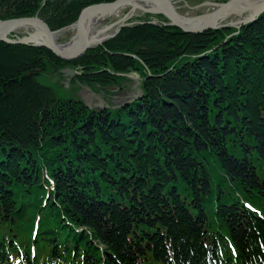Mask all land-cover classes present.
I'll list each match as a JSON object with an SVG mask.
<instances>
[{
	"label": "trees",
	"instance_id": "1",
	"mask_svg": "<svg viewBox=\"0 0 264 264\" xmlns=\"http://www.w3.org/2000/svg\"><path fill=\"white\" fill-rule=\"evenodd\" d=\"M236 31L123 28L72 63L145 99L97 115L39 81L53 52L0 42V264H264V13Z\"/></svg>",
	"mask_w": 264,
	"mask_h": 264
},
{
	"label": "water",
	"instance_id": "2",
	"mask_svg": "<svg viewBox=\"0 0 264 264\" xmlns=\"http://www.w3.org/2000/svg\"><path fill=\"white\" fill-rule=\"evenodd\" d=\"M136 1L138 0H115L113 2L91 4V5L84 7L76 23L77 34L71 39V43H70V45H73V40L77 38L78 46L77 44L74 45V47L70 49L71 52H68V51L65 52L61 50V48L56 43L53 37V31L50 29L48 24L43 19L37 16L0 20V41L7 42V43H20V44L32 43L35 46L47 47L52 52H54L57 56L65 60H72V59H77L83 56L97 41L96 40L94 42V39L92 37H89L88 30L86 28L87 17L90 14L95 13V12H98V13L111 12L127 4L133 5L134 8L139 6L142 10L146 12L164 14L167 18H169L172 25L177 26L183 31L191 33V34H202L212 29H217L219 27L227 26L229 23L223 24V21L232 14H239L240 7L244 4H246L244 7V10L252 9L251 11L252 13L249 17L232 23V25L236 26L237 28H241L245 24L256 20V18L264 12V0L262 3L256 4V5L249 4L248 3L249 0H226L221 3H215L216 5L215 10L207 14L194 16L193 18L209 17V20L206 24L197 26L194 24H188L186 21H180L177 18V16L175 15L176 10L173 4L174 0H141V1H151L158 7V9L150 8V6L146 7L145 5H142V4L137 5L135 3ZM238 6H239V9L233 10L234 12L230 14V10ZM187 19H190V18H187ZM28 24L33 25L36 29H38L37 30L38 32L36 31L37 33H44L46 35V39H43V41H39L38 38L34 37L36 35V32L33 34H30V36H25L20 39H12L10 37L11 32L14 31L16 28L24 26V25H28ZM103 40H105L104 37L98 41L101 42ZM62 72L65 75H74L75 73L73 69H69V68L62 69ZM130 77L136 81L134 88L138 90L137 91L138 93H132L131 99L127 103L134 102L135 100L139 99L142 94V90L140 88L138 89V86L141 84L140 76L132 75ZM87 105L89 108H93L90 102H88ZM95 106L98 108L110 109L109 104L104 105L102 101L100 104H95Z\"/></svg>",
	"mask_w": 264,
	"mask_h": 264
},
{
	"label": "rangeland",
	"instance_id": "3",
	"mask_svg": "<svg viewBox=\"0 0 264 264\" xmlns=\"http://www.w3.org/2000/svg\"><path fill=\"white\" fill-rule=\"evenodd\" d=\"M174 1L176 2L177 10L182 15L192 17L195 15L197 16L198 13L213 11L216 8V5H214V4L216 2H220L221 0H174ZM68 3H69V0L66 1V4H68ZM141 4L146 5L144 2H141ZM8 9H11V11H10L11 14H9V17H10V16H12L11 6L5 0H0V11H3V13H5L8 11ZM143 12L145 13V11H141V10H139V8L133 9L132 6L120 8L119 10L115 11V13H113L112 15L105 17V19L103 18V20L99 23V27H102V26H104L110 22H115L117 25L113 26L109 31L110 33H114L119 28L118 23H119L121 17H126L128 14L134 13V19H138L140 16H142L144 18L146 16V14L142 15V14H144ZM146 13H148V12H146ZM149 14H156V13H150L149 12ZM50 19H51L50 22H51V25H52L54 31L57 32L58 42L61 44H64V45L68 44L70 42V40L76 35V29L73 26L75 19H72L71 22L67 21L68 23H66L65 25L60 24L61 21L67 19L65 14L63 16L59 14L56 17L54 16V18H50ZM24 26H28V25H24ZM93 28H94V26L92 27V29ZM24 30H28V31L32 32L34 30V28H32V25H29V27H27V28L24 27ZM31 47H33V46H31ZM42 48H44V47H42ZM64 64H65L66 69L69 68V69H73L74 71L80 70L83 72V66L73 64L72 61L62 60V63L58 64V65L62 66ZM49 67H52V66L49 65ZM60 70H62V69H60ZM48 77H50L49 81H48ZM39 78L43 81H47L48 84H51L52 82L54 83V81H55V83H57L60 86L58 88V92L60 95H66L67 97H75L76 96L75 89L72 87L73 86L71 83L72 81L68 80L70 78V76H65L63 74V72H61V76L59 77V76L55 75L54 72H52L51 68H48L47 71H41ZM82 82H84V81H82ZM66 83L68 84L69 88L65 86ZM93 85L94 84H89V86H91L92 90H94ZM81 90H84V88L80 86V88L78 89L77 92H80ZM97 92H99L98 89H97ZM78 95H80V94L78 93ZM101 97L104 98L103 96H100V98ZM98 101L99 100L97 98L94 99V102H98Z\"/></svg>",
	"mask_w": 264,
	"mask_h": 264
},
{
	"label": "bare ground",
	"instance_id": "4",
	"mask_svg": "<svg viewBox=\"0 0 264 264\" xmlns=\"http://www.w3.org/2000/svg\"><path fill=\"white\" fill-rule=\"evenodd\" d=\"M139 2L140 1H136L135 3L139 4ZM262 2H263V0H249L248 3L256 5V4H260ZM145 3L146 4H150V8L158 9V7L154 3H152L151 1H145ZM173 4H174L175 10H176L175 11V15L177 16V18L180 21H186L188 24H194V25H197V26H201V25L206 24L208 22V20H209V17L193 18V17L182 15L177 10L175 1H174ZM245 5L246 4H244V5H242L240 7V13H243L245 11H246V13H249L250 11H252V9L244 10ZM237 9H239V6L235 7L232 10H230V14L234 12L233 10H237ZM242 10H244V11H242ZM207 13H209V12L198 13L197 15H202V14H207ZM105 14L106 13L95 12V13L90 14L87 17V19H86V28L88 30L89 37H92L94 39V42L97 40L95 42L96 44L99 43L98 40H100L101 37H105V36L107 37L108 36L107 33H106L107 30H104L99 35H98V32H97L98 31L97 28L99 27V23L103 20V17H104ZM243 15L244 14H241V16H243ZM238 16H240V14ZM145 18L146 19H144L143 17L140 16L138 19H134V14L130 13L124 19H122L120 21V23L123 24L125 27H128L127 26V21L130 19V22H131L132 26L144 25V24H151V25H154V26H160L161 23H164V22L167 23V24L172 25L170 20H169V18H167L164 14L163 15H161L160 13L150 14V15L146 14ZM187 18H190V19H187ZM93 26H94V28L92 29ZM37 32H36V35L34 37L43 39V37L45 36L44 33H37ZM32 37H33V35H32ZM53 37H54V39H56V42H57V38L58 37H57V32L56 31H53ZM0 42H3V41H0ZM77 42H78V39L76 38L75 40H73V45L68 44L67 46H64V45H60L58 42H57V44L59 45V47L61 48L62 51L71 52L70 49H72L74 47V45L77 44ZM77 46H78V44H77ZM72 60H74V59H72Z\"/></svg>",
	"mask_w": 264,
	"mask_h": 264
},
{
	"label": "flooded vegetation",
	"instance_id": "5",
	"mask_svg": "<svg viewBox=\"0 0 264 264\" xmlns=\"http://www.w3.org/2000/svg\"><path fill=\"white\" fill-rule=\"evenodd\" d=\"M53 1H55V0H42L41 1V3H40V5H39V9H38V13L36 14V16L38 15V16H40L43 20H47L46 22L48 23V25H49V27L51 28L52 27V25H51V17H49L48 16V12L50 11V10H52V9H57L58 10V8L56 7V8H53V6L51 5V3L53 2ZM71 1V0H70ZM84 1H87V2H90V1H93V0H82V1H79V4H81V2L83 3ZM39 4V3H38ZM10 5V4H9ZM11 6V5H10ZM80 5H78V6H76L74 9H73V12H72V14L71 15H75V10L79 7ZM11 8H12V15H16L15 13L16 12H19V11H17V9L16 8H14L13 6H11ZM119 10V9H118ZM11 9H8V11L7 12H5V13H3V11H0V18H7L6 16H9V14H11ZM117 11V10H116ZM21 12V11H20ZM113 13H115V11H113V12H111V13H107V14H105V15H108V16H110V15H112ZM57 15H59V14H57ZM71 15H69V16H71ZM51 16V15H50ZM27 27H29V26H26V28ZM32 28H34L33 26H32ZM34 30H35V28H34ZM33 30V31H34ZM31 32L30 31H28V30H24V27H22V28H20V29H18L17 31H16V33L15 34H13L12 36L13 37H16V38H19V37H23L24 36V34H27V35H29ZM118 84H116V85H118V86H116V85H108V86H104L103 88H100V90H99V92L100 93H102V95L107 99V100H112V99H114V98H116V97H121V96H123L125 93V95H127V93H128V89L132 86V83L133 82H131V81H124V80H121V81H118L117 82Z\"/></svg>",
	"mask_w": 264,
	"mask_h": 264
}]
</instances>
